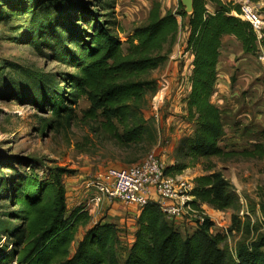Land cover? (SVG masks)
<instances>
[{
	"label": "trees",
	"instance_id": "trees-1",
	"mask_svg": "<svg viewBox=\"0 0 264 264\" xmlns=\"http://www.w3.org/2000/svg\"><path fill=\"white\" fill-rule=\"evenodd\" d=\"M208 1L215 7L213 13L207 11L204 0H193L191 15L185 13L181 0L176 11L162 12L160 4L153 3L146 23L135 27L124 44L110 19L115 0H106L100 12L76 9L77 15L69 13L75 8L73 3L57 5L55 15L46 18L49 38L39 39L37 23L24 40L34 48L42 41L51 58L72 71L60 74L64 89L58 87L54 76L38 74L32 77L28 92H19L18 96L29 97L35 108L68 126L73 120V107L79 99L86 98L89 108L83 112L82 120L95 123L91 131L123 146L151 138L153 128L141 111L148 95L156 93L157 84L147 75L165 64L180 21L188 18L185 50L192 56V69L185 102L193 135L180 140L176 149V155L188 161L167 166L165 173L181 175L199 160H207L205 170L212 171V157L222 161L264 160L261 143L239 151L223 150L218 145L224 136V112L211 102V97L222 38L232 37L242 53L255 57L258 44L251 26L232 15H239V5ZM77 21L87 24L86 28H77ZM44 125L53 128V124ZM70 174L73 172L54 167L49 169L48 178L30 172L13 178L9 185L0 184L12 207L0 218V236L10 241V249L0 256V264H264V237L249 245L240 244L231 254L221 247L225 237L211 232L212 223L206 216L190 235L183 237L155 203L139 210L133 242L120 263L117 251L122 235L118 226L109 222L89 226L91 215L84 205L67 209L63 177ZM188 195L192 197L188 204L194 210H200L201 205L218 211L238 207L233 188L219 173L194 178ZM261 213L264 220V206ZM79 228L86 230L72 251Z\"/></svg>",
	"mask_w": 264,
	"mask_h": 264
},
{
	"label": "rangeland",
	"instance_id": "rangeland-1",
	"mask_svg": "<svg viewBox=\"0 0 264 264\" xmlns=\"http://www.w3.org/2000/svg\"><path fill=\"white\" fill-rule=\"evenodd\" d=\"M105 1L0 0V184L6 182L9 185L13 178L30 172L40 178H48L49 169L60 167L73 172L63 177V183L73 178L80 185L83 182L89 185L98 173L110 167L135 166L151 152L166 167L188 161L176 155L180 140L193 135V124L187 120L185 102L189 91L187 78L192 69L189 62L191 54L185 50L188 18L180 21L165 64L147 75L148 79L156 81L157 90L167 85L164 99L156 105L153 100L156 93L148 95V102L141 111L145 121L153 128L151 138L123 146L115 144L100 132L91 131L90 127L95 123L82 120L83 112L89 108L86 98L79 99L73 107V120L68 126L54 121L46 111L35 108L29 97L18 96L19 92H28L32 77L38 74L54 76L58 87L64 89V85L60 84V74L72 71L55 62L42 41L35 49L24 40L28 30L38 23L41 31L39 39H48L46 18L55 15L57 5L65 7L73 3L75 8L69 13L77 15L76 9L80 8L100 12L99 7ZM220 1L239 5V0ZM247 1L264 17V0ZM204 2L207 11L213 13L214 5L208 0ZM153 3H159L162 12L176 11L178 8V0H115L110 19L114 21V31L123 44L135 27L146 23ZM232 15L237 14L233 12ZM75 25L81 29L87 26L81 21L75 22ZM125 48L126 45H123ZM216 70L217 81L211 102L223 110L225 123L219 147L239 151L251 149L256 143L264 145V67L255 56L242 53L240 44L233 38L224 37ZM44 124H53V128H44ZM206 162L199 160L193 167L184 170L181 174L184 182L191 184L196 177L219 173L233 188L238 207L218 211L201 205L200 210L186 215L176 226L185 237L206 216L212 223L211 232L225 237L221 247L234 254L240 244L249 245L264 237L261 213L264 206V160L234 158L222 161L212 157L209 162L214 168L209 172L205 170ZM4 193L0 187V218L12 210ZM67 194L68 198H72L68 190ZM86 201L74 207L84 205L90 215L93 212V216H96L94 211L97 209L88 207ZM102 212L107 213V210ZM102 212L98 218L103 216ZM127 231H120L122 238L117 251L120 263L124 261L134 239ZM9 243L0 236V256L10 249Z\"/></svg>",
	"mask_w": 264,
	"mask_h": 264
},
{
	"label": "built area",
	"instance_id": "built-area-1",
	"mask_svg": "<svg viewBox=\"0 0 264 264\" xmlns=\"http://www.w3.org/2000/svg\"><path fill=\"white\" fill-rule=\"evenodd\" d=\"M239 6L240 13L236 16L247 22L256 34V60L264 67V17L247 0H239ZM166 90L167 85L157 90L153 99L156 105L164 99ZM165 168L161 159L152 152L135 166L110 167L89 183L93 193L87 206L94 209L102 202L110 204L116 201L140 210L148 203H155L169 222L177 224L186 215L197 212L188 204L192 200L188 195L192 183H185L181 175L166 174Z\"/></svg>",
	"mask_w": 264,
	"mask_h": 264
},
{
	"label": "crops",
	"instance_id": "crops-1",
	"mask_svg": "<svg viewBox=\"0 0 264 264\" xmlns=\"http://www.w3.org/2000/svg\"><path fill=\"white\" fill-rule=\"evenodd\" d=\"M185 30L187 31L186 36H188V26L185 27ZM226 37L232 39V37H229V36H226ZM191 61H192V56L190 55V59H189L190 68H192ZM187 82H188V78H187ZM64 183L66 184L65 185L66 204H67L68 209L74 208V206L79 205V204H85L84 202L86 200L89 201V199L91 198L92 193H93V188L89 187V185H87L88 183L83 182L80 185L73 178H68ZM67 190L70 192V195L72 194V198H68L69 194H67ZM100 206L102 208L99 210L98 208ZM117 207H119L123 212L122 211L120 212L119 208ZM96 209L97 210L94 211L96 213V216H93V212L91 213L92 215H91V220L89 222V226L96 224L98 220L101 223H105V222L114 223V224H117L118 228L120 229L122 233L124 232V230H128L130 233L129 235H131L132 238L134 237L133 235L136 230V219L139 214L138 209H136L135 207H125L124 205L116 201L110 204L106 202H102L101 205H99ZM105 209L107 210V213L102 212V210H105ZM100 212H102L103 216H101L100 214L99 216L101 217L98 218L97 216ZM92 217H95V218L93 219ZM102 217L104 218L102 219ZM85 230L86 228H79V231L75 237V241L71 247L72 251L74 250L78 242L82 239V234L84 233Z\"/></svg>",
	"mask_w": 264,
	"mask_h": 264
},
{
	"label": "water",
	"instance_id": "water-1",
	"mask_svg": "<svg viewBox=\"0 0 264 264\" xmlns=\"http://www.w3.org/2000/svg\"><path fill=\"white\" fill-rule=\"evenodd\" d=\"M181 4L187 15H191L193 13V0H181Z\"/></svg>",
	"mask_w": 264,
	"mask_h": 264
}]
</instances>
